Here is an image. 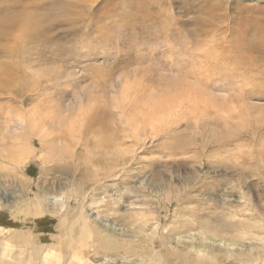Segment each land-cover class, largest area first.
Wrapping results in <instances>:
<instances>
[{
  "label": "rangeland",
  "instance_id": "1",
  "mask_svg": "<svg viewBox=\"0 0 264 264\" xmlns=\"http://www.w3.org/2000/svg\"><path fill=\"white\" fill-rule=\"evenodd\" d=\"M1 1L16 20L13 42L0 47V106L6 105V118L13 122L9 127L1 118L0 126L7 127L8 136L16 130L22 133L19 114L37 109L43 118L54 116L55 122H47L53 134L48 138L55 140L41 150L36 138L35 154L41 158L23 166L28 178L20 173L14 180L1 179L0 228L17 230L19 238L24 234L30 242L55 244L57 255H66L61 264L70 262L60 250L65 235L55 239L65 230L68 216L77 215L82 206L93 222L99 215L105 220L95 223L109 236L105 239L117 241L108 258L75 246V255L86 256L84 264H148L153 252L168 264H189L199 258L195 249L215 264H240L237 256L262 247L237 238L238 222H262L260 217L249 220L248 209L264 214V127L259 124L264 116V75L238 68L237 48L244 44V34L251 42L264 38V0H207L210 9L220 7L214 8L217 32L210 38L229 49L220 65L202 54L214 46L210 39L188 35L197 30L195 21L204 14L198 5L186 11L181 1L173 0L162 9L153 8L175 21L174 30L178 27L181 36L160 39L162 18L131 22L130 8L121 0H94L76 7L72 11L81 17L74 22L65 19V0ZM21 11L32 13L30 22L37 14L47 23L38 24L34 35L30 22L21 21ZM0 20L5 26V18ZM4 67L13 76L9 85L1 82ZM160 105L172 119L157 134L146 127L143 116L148 111L152 116ZM80 107L87 117H79ZM71 121L82 124L76 125L79 133L68 132ZM40 196L52 214L34 219L26 211L16 216L18 202L37 203ZM45 196H60L64 204L44 203ZM152 230L158 233L151 240L145 235ZM0 239L15 245L11 262L30 264L31 250L21 248L22 242L11 236ZM232 243L237 245L229 247ZM133 246L141 248L143 261L130 255Z\"/></svg>",
  "mask_w": 264,
  "mask_h": 264
},
{
  "label": "bare ground",
  "instance_id": "2",
  "mask_svg": "<svg viewBox=\"0 0 264 264\" xmlns=\"http://www.w3.org/2000/svg\"><path fill=\"white\" fill-rule=\"evenodd\" d=\"M57 1L58 0H56L55 2H57ZM65 1H67L66 6H62V7H64V9H66L65 19L66 18L67 19L73 18L72 20L74 22V19H75V21L80 20L81 16L78 13L74 14L72 10H76V7H78V8L82 7L84 4L86 5V3L91 4V2H93L94 0H84V1L83 0H65ZM65 1L63 3H65ZM116 1H118V0H115V2ZM159 1L160 0H121V3L124 6L130 8V12L128 13L127 17L131 22H133L132 21L133 19H135L134 21H136V19H141L142 22H144V20H147V18L150 19L151 17L155 18L157 21L162 18V13L159 10H155L156 11V13H155L154 11H152L153 8H156L158 6V8L162 9L164 7L165 2H167V3L170 2L173 4V0H162L160 3H159ZM179 1H181V6L184 9H186V11L196 9L194 7H196L198 5L197 7L200 8L198 12L199 13L203 12L204 13L203 15H206V16L202 15L196 19L195 24H197L196 25L197 30L195 32H194V30H193V32H188V35H191V33H192V35L194 37H197V38L202 37L204 39V41H207V39H210L208 41L214 43V46H212V47L209 46L208 47L209 49H203L202 54H204V56L206 57V60L209 61L210 63L217 62L218 65L222 64V61L225 59V56L227 57L226 54H228L229 49H227L228 47H225V45H223V42H219L218 40H213L212 38H210V35L212 33L217 32L216 27L213 24L214 20H212L213 17L215 16L214 15L215 14L214 8L219 10L220 7L219 6H212V9H210L211 7H210V4L208 3L207 0L206 1L202 0L203 1L202 3L199 2L198 0H197V2L194 0H179ZM112 2H114V0H108L107 1L108 4L112 3ZM2 4L3 3L1 1L0 2V16H3L6 21H5V26H4L3 21L0 20V47L4 48V46L12 43L13 41H11V40L12 39L14 40V38H15V36H14L15 31H14V28H12V23L16 19L14 17L15 14L13 12H10L9 10H7L4 4L2 7ZM14 4H16V2ZM56 4L59 5V3H56ZM114 4H112V5H114ZM194 4H196V5L194 6ZM17 5L19 7H23L21 4L20 5L17 4ZM38 5H39L38 3L33 4V6H38ZM58 5H56V6H58ZM8 8H10V6ZM14 8H17V7H14ZM10 9H12V8H10ZM2 10H4V11H2ZM70 11H72V12L70 13ZM166 11H167V9H166ZM21 12H23V11H21ZM26 12L27 11H24L23 13H21V17H22L21 21L30 22L31 20L29 19V16L32 15V13L27 12L28 14H26ZM15 13H17V12H15ZM7 15H10V17H8ZM74 15H76V16H74ZM49 19H48V21H49ZM171 20L172 19H170V21ZM46 21L47 20H44V18L41 21L39 16H37V14H36L34 21L30 22V28L35 30V32L33 33L34 35L36 33L37 25L41 24L43 22H46ZM212 21H213V23H212ZM221 21H222V19H221ZM174 23H175V21H174ZM174 23L171 21L170 23L167 24V26H165L162 30H160V32H161V34H159L160 39L164 38V37L169 38L170 35H173L172 37H178V36L181 37L179 35V33L175 31L176 28H178V27H176L174 30V27H175ZM139 24L141 25V22ZM255 26H257L256 22H255ZM244 35H242V37H241V39L243 41H245L244 44L240 43V46L237 48V53H239V55L237 57V59L239 60L237 62L238 66H239L238 68L241 67V69H242V67L244 66V69L246 71L248 69H250L253 71H257L258 73H262L264 75V68L262 65V60L264 59V38H260L259 41L257 40L255 42H251V41H247L250 38V36L247 39V36L244 37ZM214 39H215V37H214ZM170 41H171V38H170ZM176 43H177V41H176ZM179 45H180V43H179ZM219 47H221V48H219ZM222 58H224V59L221 60ZM226 60H227V58H226ZM227 64H230V63H227ZM237 64H236V66H237ZM3 71L6 72V75L4 73L5 77L1 78V82L3 84L9 85L8 83H10L11 79L13 78L12 75H9V73L11 72V69L9 68V73H8L7 68L4 67ZM238 73H240V72H238ZM240 75H242V73ZM240 75L238 74V76H240ZM244 75H246V74L243 73L242 77ZM252 77H253V75H252ZM2 89H7V88L3 87ZM4 106H6V105H4ZM4 106H0V120H1V118H4V120L8 121L7 124L9 126L10 123H12L13 121H12V118H11V121H9V119L6 118L5 112H6L7 107L5 108ZM170 106H168V107H170ZM164 109H165V107L160 105L157 112L153 111L152 116L149 115V114H151V113H149V111H148L149 114L147 113L143 116V118L145 119V122L148 119L146 127L150 128V131H152L153 133H157V134L163 133L166 129V126L170 122L171 117H169V114L168 115L165 114ZM20 110H18V111H20ZM151 111L152 110H150V112ZM79 112H80V114L79 113L78 114H79L80 118H82V117L84 118V117H87L89 115V113L86 114V111H85V114L83 113L84 112L83 108H81ZM51 113L49 112L48 114H51ZM53 115H55V114H53ZM53 118H54V116H53ZM53 118H51V119L53 120ZM51 119L45 118V117L43 118L40 115L39 111H37V109H36L35 112L31 113V114H28L26 112H21V114H19L17 120L21 122L20 125L22 127V133H21V130H20V132L18 130H16V132H14L11 136H8V133H7L8 131L7 130L5 131V129L7 127H5V129H4L2 126H0V185L5 183V182L3 183V180L1 181L2 178L8 179V177L9 178L11 177L14 180V179L19 178L18 176L20 175V173L22 176H25L26 178H28V176H27L28 175V173H27L28 169L25 170L23 168V166L25 164L33 161V160H39L41 158V157L38 158V155L35 154L36 151L38 152V149L36 150V146L34 145L36 142V138L40 139V141H41L40 142L41 143L40 144L41 150H44L47 146H50L52 144V142L55 140L53 137H52L53 139L48 138L50 135L51 136L53 135L51 132V129H52L51 125L52 124H49L47 122L48 120H49V122L52 121ZM52 122H55V121L53 120ZM73 122H74V120H73ZM73 122L71 121V124L69 122L68 132L70 134H74L75 132L79 133L80 130L78 128L81 127L82 124L78 125V122H77V124H76V121H75V123H73ZM260 122L262 123L261 126L264 127V116L262 118H260L259 124H260ZM72 123H73V125H72ZM65 124H66V121H65ZM69 125H71V126H69ZM76 125H78L77 126L78 128L76 127ZM137 125H140V124H137ZM134 131H135V129H134ZM136 131H139V128H136ZM84 133L85 132L82 133V136ZM10 134L11 133H9V135ZM85 134L87 136V133H85ZM47 191L51 192V190H49V189ZM21 197H23V196H20V198ZM47 197L48 196H45L44 203L47 202L50 204L52 202H55V203L60 202V203L64 204L63 198L60 196L52 197L49 199ZM41 199H42L41 196L38 197L37 203H35L34 200L31 202H29V200L22 201L21 203L18 202L17 205L15 206L16 216L17 217L21 216V215L25 216L26 211H31L34 214V219H39L40 217L46 216L47 214H52L49 211H47L49 205L45 208V205L44 206L42 205ZM104 201H105V198H101L99 200L100 203H104ZM250 209L247 210L248 211L247 213L250 212L249 220H253L254 218L260 217V218H262V222L261 221L260 222L248 221L246 219H244V221L238 222L236 227H237V231H238L239 235L237 236V238L240 241L254 240L257 243L262 244V247H258L257 249H255L252 254H251V252H249L245 256H237L236 259H237L238 263H240V264H264V235L259 233V232L264 231V214L262 215L261 211L259 212L258 209L257 210H254L255 208H250ZM140 214L142 215V213H140ZM55 215H59V213H57ZM143 215H145V214H143ZM68 218L70 220L65 224L66 225L65 230L64 231L62 230V235H59L58 238L56 237L55 241L56 240L59 241L65 235L64 242H63L60 250L61 251L63 250V252H65L67 254L68 260H70L69 264H84L85 263L83 261L86 260V256L84 259V257L81 254L82 252L78 253L79 255L78 254L75 255L77 253L76 252L77 248H74L75 246L76 247L80 246L81 249L87 248L89 253L92 252L95 254V256L96 255L98 256V254L99 255L102 254V255H104L105 258H108L107 256H109V254L115 250L116 242H117L116 239H115V241L112 240L113 238H111V240L105 239L108 235H106L101 230H99V228L95 224L97 221L100 223H105V220H103L100 215L97 216L95 218V222H93L92 217H90L87 214V212H85V207L82 206V209L79 211V213H77V215H71V216H68ZM152 219H153V217H152ZM148 223H149V221L146 219L143 222V226L147 227ZM144 227L141 226L140 228L138 227V229H141V232L143 233L144 231H142V230H144ZM156 230H158V229H156ZM156 230L155 231L152 230L153 231L152 234H147L145 236L152 240V238L157 237L158 232ZM214 230H218V229H214ZM8 231H9V234H8ZM163 232H166V230H163ZM209 232H211V231H209ZM4 236H11L13 239L19 240V242H22V244L20 245L21 248L22 247L24 249L26 248V250L28 252H29V250H31L30 256H28L29 259L27 258L28 262H30V264H61L62 259H64V257H66V255L62 254V252H60V254L57 255V253L54 249V248H57V246L55 244H47V245L44 244L43 245L42 242L40 244L37 241L36 242L35 241L30 242L25 238L24 234H22V237L19 238L17 230L0 228V237L3 238ZM205 240H207V239H205ZM234 242L236 243V241H234ZM230 245L235 246L237 244L232 243V244H229L228 246L230 247ZM28 247H29V249H27ZM0 248H1V252H2V254L0 255V264H16V262H17L16 260H15V263L11 262V258H12L11 254L13 253L12 250L15 248V245L12 242H9L8 240L0 239ZM133 248H135V251L133 250V252H132L130 250V255L131 256H137L140 258L141 261H143L144 259L142 258L141 253H139L140 252L139 249H141V248H139L137 246L136 247L133 246ZM195 250L198 253L199 258L198 259L194 258V260H193L194 263H189V264H215V259H213L211 256L207 257L206 256L207 254L205 255L202 250H199V249H195ZM75 257L76 258L78 257V258L75 259ZM90 264H92V263L90 262ZM148 264H168V263L165 260V258L163 257V255H160L158 252H156V253L153 252L152 260ZM216 264H218V263H216Z\"/></svg>",
  "mask_w": 264,
  "mask_h": 264
},
{
  "label": "snow or ice",
  "instance_id": "3",
  "mask_svg": "<svg viewBox=\"0 0 264 264\" xmlns=\"http://www.w3.org/2000/svg\"><path fill=\"white\" fill-rule=\"evenodd\" d=\"M171 21H170V18L169 19H166V18H162L161 19V24H163V25H165V26H167V24L168 23H170Z\"/></svg>",
  "mask_w": 264,
  "mask_h": 264
}]
</instances>
